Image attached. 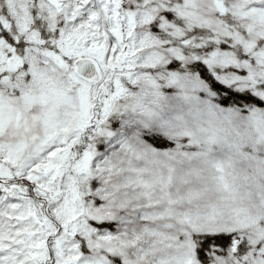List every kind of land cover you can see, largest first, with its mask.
<instances>
[{
    "label": "snow or ice",
    "instance_id": "snow-or-ice-1",
    "mask_svg": "<svg viewBox=\"0 0 264 264\" xmlns=\"http://www.w3.org/2000/svg\"><path fill=\"white\" fill-rule=\"evenodd\" d=\"M0 264H264V0H0Z\"/></svg>",
    "mask_w": 264,
    "mask_h": 264
},
{
    "label": "rangeland",
    "instance_id": "rangeland-1",
    "mask_svg": "<svg viewBox=\"0 0 264 264\" xmlns=\"http://www.w3.org/2000/svg\"><path fill=\"white\" fill-rule=\"evenodd\" d=\"M249 181L241 178L237 181V188L235 190V198L238 202L250 204L252 202L253 189L249 186Z\"/></svg>",
    "mask_w": 264,
    "mask_h": 264
}]
</instances>
